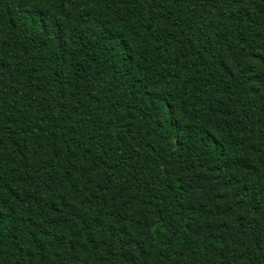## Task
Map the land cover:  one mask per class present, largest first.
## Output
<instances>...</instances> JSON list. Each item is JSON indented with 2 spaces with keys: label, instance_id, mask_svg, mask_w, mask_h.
Returning <instances> with one entry per match:
<instances>
[{
  "label": "trees",
  "instance_id": "1",
  "mask_svg": "<svg viewBox=\"0 0 264 264\" xmlns=\"http://www.w3.org/2000/svg\"><path fill=\"white\" fill-rule=\"evenodd\" d=\"M0 264H264V0H0Z\"/></svg>",
  "mask_w": 264,
  "mask_h": 264
}]
</instances>
